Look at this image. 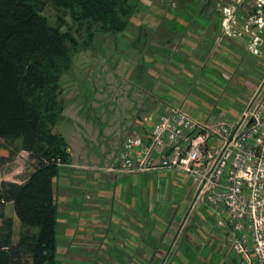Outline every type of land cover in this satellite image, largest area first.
<instances>
[{
	"label": "rangeland",
	"instance_id": "obj_1",
	"mask_svg": "<svg viewBox=\"0 0 264 264\" xmlns=\"http://www.w3.org/2000/svg\"><path fill=\"white\" fill-rule=\"evenodd\" d=\"M232 2L233 0H138L137 9L123 32L112 36L107 32L96 31L90 44L73 54L70 68L60 78L64 108L62 118L54 126L68 143L75 164L74 169H64L55 184L60 218L59 264H180L179 261L175 262V255L170 252L152 257L134 253L133 247L124 240L127 235L123 230L124 222L119 219L122 207L119 186H114L105 194L100 191L103 187H110L121 181L120 176H114L104 169L115 153L110 159H106V156L109 150H114L117 143H123L125 135L130 133L128 131L124 135L126 122L134 118V105L139 98L137 91L149 90L146 83L149 76L160 77L171 71V66L163 59L150 62L151 42L166 38L176 41L185 31L189 32L186 29L188 24L199 28L202 23L217 21L219 14L224 17L221 9ZM258 3V0H243L237 6V11L238 27L249 22L254 29L253 14L261 15L263 26L258 29L260 37L264 30V5L261 13H257L256 9L260 8ZM43 12L54 23L56 11L46 7ZM166 22L172 23L175 31L171 30L168 35L163 30L157 36L158 25ZM75 27V34L82 41L86 32L84 29L78 32ZM180 27L185 29H176ZM165 57L162 58L166 59ZM141 66L149 75L143 76V80L135 75ZM159 89L165 91L161 85ZM184 103L181 105L188 111L197 113L198 108ZM33 168L34 162L28 153L20 150L10 162L0 167V181L20 182ZM95 171L100 172L103 182L93 180L92 172ZM127 195L130 196L129 192ZM105 196H109L110 200ZM127 208L132 211L133 203H129ZM4 212L14 219L16 241L20 224L11 203L5 205ZM123 242L131 253L122 252ZM177 243L178 239L175 245ZM174 249H177V245ZM177 256L179 259L183 258L180 254ZM188 256L194 258L196 255L189 252Z\"/></svg>",
	"mask_w": 264,
	"mask_h": 264
},
{
	"label": "trees",
	"instance_id": "obj_2",
	"mask_svg": "<svg viewBox=\"0 0 264 264\" xmlns=\"http://www.w3.org/2000/svg\"><path fill=\"white\" fill-rule=\"evenodd\" d=\"M138 0H0V167L20 150L34 168L20 182L0 181V264H59L55 184L72 164L62 118L60 78L95 32H123ZM56 11L51 23L44 9ZM84 29L79 41L74 31ZM16 141H19L17 144ZM11 203L20 224L4 212Z\"/></svg>",
	"mask_w": 264,
	"mask_h": 264
},
{
	"label": "crops",
	"instance_id": "obj_3",
	"mask_svg": "<svg viewBox=\"0 0 264 264\" xmlns=\"http://www.w3.org/2000/svg\"><path fill=\"white\" fill-rule=\"evenodd\" d=\"M218 16L217 21L202 23L199 28L193 24L186 25L189 32L185 31L176 41L166 38L151 42L150 62L163 59L171 66V71L159 77L147 75L142 66L138 69L136 77L149 76L146 80L149 90L137 91L139 98L134 105V118L126 122L124 135L128 131H136L145 137L151 126V121H146V118L164 113L169 106L182 102L198 108L195 115L207 124L238 120L264 79V30L257 47L248 49V35L229 38L221 34V15ZM157 29V36L163 30L169 35L171 30L175 31V26L166 22L158 25ZM176 29L184 30L185 27ZM160 85L165 88L164 92L160 91ZM121 145L122 141L115 145L114 150H109L106 159H110ZM70 153L72 164L65 169L75 168L71 150ZM100 175V172H92L93 180L103 182ZM120 180L118 184L103 187L100 191L105 194L119 186L122 207L118 218L124 222L123 230L127 235L124 240L133 247L134 253L152 257L170 252L175 255V262L180 264H235L225 232L216 226V215L196 198V183L191 177L176 169L161 167L126 174ZM131 202L133 210L128 211L127 206ZM177 239V249H174ZM122 248L123 253H131L125 242ZM189 252L196 256L189 257ZM177 254L183 258L179 259Z\"/></svg>",
	"mask_w": 264,
	"mask_h": 264
},
{
	"label": "built area",
	"instance_id": "obj_4",
	"mask_svg": "<svg viewBox=\"0 0 264 264\" xmlns=\"http://www.w3.org/2000/svg\"><path fill=\"white\" fill-rule=\"evenodd\" d=\"M242 2L221 9V34H246L247 48L255 49L262 17L253 14L254 29L249 22L238 27ZM258 2L261 13L264 0ZM145 120L151 121L147 135L127 133L104 169L121 177L164 167L191 177L196 198L225 232L235 264H264V79L237 121L207 124L181 104Z\"/></svg>",
	"mask_w": 264,
	"mask_h": 264
}]
</instances>
